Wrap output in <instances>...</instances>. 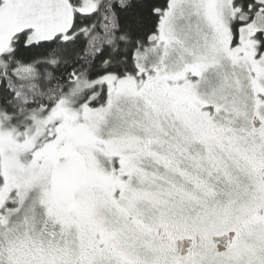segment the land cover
Listing matches in <instances>:
<instances>
[{
    "label": "snow or ice",
    "instance_id": "6c2138e0",
    "mask_svg": "<svg viewBox=\"0 0 264 264\" xmlns=\"http://www.w3.org/2000/svg\"><path fill=\"white\" fill-rule=\"evenodd\" d=\"M0 264H264V0H0Z\"/></svg>",
    "mask_w": 264,
    "mask_h": 264
}]
</instances>
